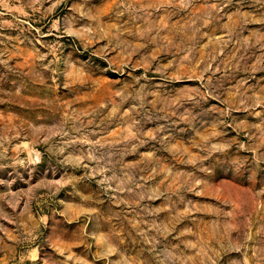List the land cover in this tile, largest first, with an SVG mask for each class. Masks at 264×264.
<instances>
[{"label": "rangeland", "instance_id": "rangeland-1", "mask_svg": "<svg viewBox=\"0 0 264 264\" xmlns=\"http://www.w3.org/2000/svg\"><path fill=\"white\" fill-rule=\"evenodd\" d=\"M0 264H264V0H0Z\"/></svg>", "mask_w": 264, "mask_h": 264}]
</instances>
